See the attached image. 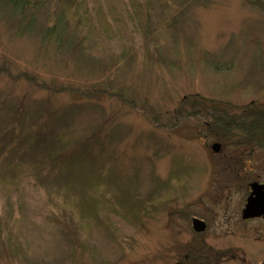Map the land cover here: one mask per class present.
<instances>
[{
    "label": "rangeland",
    "instance_id": "1",
    "mask_svg": "<svg viewBox=\"0 0 264 264\" xmlns=\"http://www.w3.org/2000/svg\"><path fill=\"white\" fill-rule=\"evenodd\" d=\"M33 1L23 15L0 4V264H238L239 247L257 262L264 221L223 217L264 182V156L232 128L264 100V4ZM53 12L71 19L60 44L41 34ZM81 170L94 185L67 184ZM199 244L225 256L186 255Z\"/></svg>",
    "mask_w": 264,
    "mask_h": 264
},
{
    "label": "flooded vegetation",
    "instance_id": "2",
    "mask_svg": "<svg viewBox=\"0 0 264 264\" xmlns=\"http://www.w3.org/2000/svg\"><path fill=\"white\" fill-rule=\"evenodd\" d=\"M264 100L260 99V100H251L249 103V106H243L246 107L248 109H244L242 110V114L240 116V118L238 120H236V123L238 124V127H234V129H236L237 134L238 135V141L237 142H243V147L245 149V151L243 153H245L247 156H250L252 153H254L255 151L258 152L259 155H263L264 156V141H262V139L264 140ZM263 104V105H262ZM218 142V141H217ZM221 144V148L225 149V148H230L232 145L230 142H218ZM250 145V147L246 148L247 145ZM230 145V146H229ZM254 145V146H252ZM263 150V151H262ZM233 151L230 150V152L228 154H231ZM248 153H250V155H248ZM238 162L232 163L233 166L235 167V165ZM249 164H251V168H253V162H250L249 160ZM248 164V165H249ZM242 165V171L245 170V163H241ZM256 166V164H255ZM238 167V166H236ZM235 167V168H236ZM251 168H249L250 170H252ZM249 171V170H248ZM247 171V173H248ZM251 182H257L259 184H263L264 182L261 179H252L250 181H248L246 190H247V196L248 194H250V183ZM244 205V204H243ZM243 207H241L240 210H238V212H232L230 214L235 215V216H225L224 214V220L227 224V228L226 229H231L233 230L234 228H236V224H241L242 226L244 224H246L247 222H262L264 221V215L258 214V215H254V216H250V217H243V212L241 211ZM199 219V218H198ZM232 219H235L234 221L237 222H229ZM202 220V219H200ZM203 221V220H202ZM205 226L204 229L206 228V223L205 221H203ZM229 223V225H228ZM203 229V230H204ZM259 229H261V227H259ZM249 248V246H251V244L246 245ZM239 251L238 255L239 257H236L235 254H229L227 253V256L232 259V260H236L238 262V264H264V254H260V257L258 259H254V260H258L257 262H248L247 261V257L245 256V251L242 247H239ZM191 253L193 256H197V257H206L208 256H214V258H217L218 255L224 257L225 256V252H221V250L218 249H212L211 251H208L207 246L204 244V246L196 245V246H192L191 248ZM241 253V254H240ZM198 254V255H197ZM227 257V258H228ZM263 257V258H261ZM226 258V259H227ZM225 260V259H224Z\"/></svg>",
    "mask_w": 264,
    "mask_h": 264
},
{
    "label": "trees",
    "instance_id": "3",
    "mask_svg": "<svg viewBox=\"0 0 264 264\" xmlns=\"http://www.w3.org/2000/svg\"><path fill=\"white\" fill-rule=\"evenodd\" d=\"M35 1L33 0H0V4L4 5V6H8L12 13L16 14V13H22V15L24 13H26V11L28 12L30 10V8H33L34 6V3ZM258 5L262 6L264 4V0H258L257 1ZM38 7L39 5L37 4V7L35 8V12L38 11ZM73 15H76V13L74 12ZM34 15H32L30 17V21L32 22V17ZM52 17L54 18V22H52V24L50 26H47L45 28V30L43 31L42 36L45 38H51V37H56L57 39V42L60 44V43H63L65 42L64 39H63V34L62 32L65 31V29L69 28L71 25V19L68 18V14H63L62 12H58V13H52ZM105 29H106V26H104ZM95 29V27L93 28H90L89 29V32L90 33H94V32H97V31H93ZM103 28V30H105ZM102 30V31H103ZM114 33V30H112L111 28H108V34L109 33ZM99 33V32H97ZM113 36V35H112ZM111 36V37H112ZM110 38V37H109ZM232 123V122H231ZM234 123V122H233ZM234 125V124H233ZM238 127V124H236L234 127ZM233 127V128H234ZM55 150H52L50 153H49V157L50 156H53V158L55 159L54 162H57L58 159H64L66 157H63V155L65 154L66 150H65V147L63 148L62 145H58V144H55ZM68 159V157H67ZM86 171V170H85ZM74 173V171L72 172ZM84 173V170H81L77 175H72L70 177H68V181H67V184H69L70 182H72L73 184V181H77L79 182L80 184L76 185L74 184L73 186L75 187H80L82 186V189H86L88 187H90L91 185H94V181L95 179L97 178V176L95 177L94 174H91V171H86L85 172V175L83 176V178H81L80 176H82ZM81 189V190H82ZM126 196H127V201L126 200H122V203H125L124 206V211H127V212H130L133 210V206H132V199H133V196L129 193V192H126ZM84 199H80L78 201H75L74 203V206H75V211H76V215L77 217L75 218L76 221L78 220L79 222V227H80V223L81 221V217L85 214V213H93L94 212V208L91 207V203L90 201L86 198V196L84 195ZM191 253L188 252V254H186L187 256H190L189 254ZM183 262V261H181ZM180 262V263H181Z\"/></svg>",
    "mask_w": 264,
    "mask_h": 264
},
{
    "label": "water",
    "instance_id": "4",
    "mask_svg": "<svg viewBox=\"0 0 264 264\" xmlns=\"http://www.w3.org/2000/svg\"><path fill=\"white\" fill-rule=\"evenodd\" d=\"M219 144H213L212 150L217 151ZM251 194L247 197L243 212V217H250L258 214L264 215V187L257 183H251ZM192 227L195 231H200L204 228V223L198 219L192 220Z\"/></svg>",
    "mask_w": 264,
    "mask_h": 264
}]
</instances>
